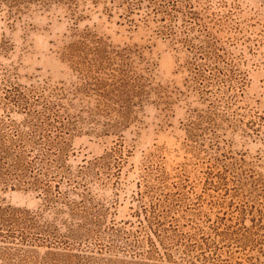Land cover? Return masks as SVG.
Listing matches in <instances>:
<instances>
[{"label": "rangeland", "instance_id": "1", "mask_svg": "<svg viewBox=\"0 0 264 264\" xmlns=\"http://www.w3.org/2000/svg\"><path fill=\"white\" fill-rule=\"evenodd\" d=\"M170 6L0 0V264H264V0Z\"/></svg>", "mask_w": 264, "mask_h": 264}, {"label": "trees", "instance_id": "2", "mask_svg": "<svg viewBox=\"0 0 264 264\" xmlns=\"http://www.w3.org/2000/svg\"><path fill=\"white\" fill-rule=\"evenodd\" d=\"M149 2L155 5V9L157 12L162 11L164 17H166V15L169 13L168 11H170L168 7H171L170 6L171 0H149ZM173 5H176V4H173ZM184 41L187 42V40H183V42ZM194 50H195V53L198 52L200 54L196 53L194 55L195 61H193L192 63H194L195 65H198V69H199L200 68L199 66L201 64L198 63L196 59L199 57V55H204L205 53L203 52L202 47L196 48L194 46ZM197 71L201 72L200 69ZM32 121L33 120L29 119L26 121V123H30L31 125H34ZM30 136L31 137L34 136L33 133H30ZM24 139H25V135L22 132H20L18 129H16V133H14L12 139L10 140L11 142L10 144H12L14 141L21 142ZM5 144H6V140L0 137V178L2 179V181H5V182H9L10 179L16 180L18 182L24 181L23 179L24 174L20 172V170L22 169V166L24 165L22 162L23 161V150L21 148L23 145H20L18 149L16 148L15 150H12L11 145L9 144V151H8ZM51 155H56V152L51 153L49 149L42 148L39 151V155L37 156L39 157V159L37 160L43 166L47 163L45 161V158L50 157ZM42 156H47V157H42ZM51 160H54V158H52ZM35 180H33L32 183H35ZM47 190L48 188H43V191L46 192ZM6 213L9 214V218L15 217L14 212L12 211L4 212V209L0 206V223L6 220V218H4L5 217L4 214Z\"/></svg>", "mask_w": 264, "mask_h": 264}]
</instances>
